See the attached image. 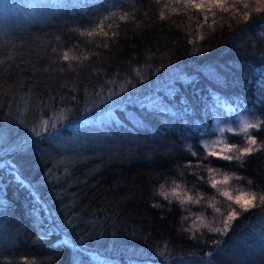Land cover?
<instances>
[{
	"label": "trees",
	"instance_id": "trees-1",
	"mask_svg": "<svg viewBox=\"0 0 264 264\" xmlns=\"http://www.w3.org/2000/svg\"><path fill=\"white\" fill-rule=\"evenodd\" d=\"M225 7L0 0V264H264L259 200L212 231L216 177L264 195V12Z\"/></svg>",
	"mask_w": 264,
	"mask_h": 264
},
{
	"label": "snow or ice",
	"instance_id": "snow-or-ice-1",
	"mask_svg": "<svg viewBox=\"0 0 264 264\" xmlns=\"http://www.w3.org/2000/svg\"><path fill=\"white\" fill-rule=\"evenodd\" d=\"M226 2H227V0H210V4L212 6H215L217 8H221L224 11L228 10L225 7ZM256 2L261 5V7L257 8L256 11L257 12H264V0H256ZM192 7L203 9V8H205V5L202 3L201 4H192ZM244 7L247 8L248 5L245 4ZM208 10L211 11V7H209ZM245 16H247V13H245ZM121 19H123V17H121ZM87 34L89 36H91L92 32H88ZM105 35H107V33H105ZM64 59L65 60L69 59L67 54L64 55ZM262 127H264V121H259L258 123H246L244 125L242 131L245 133H247L249 129H256L257 131H259ZM247 141H248V145H249L248 147L238 149L240 156L248 155L254 151L252 145H255L257 143L256 137L252 136V135H248ZM234 148H235V145L229 146L227 148V152H229V153L232 152ZM193 155H195V153H193ZM209 155L212 157L224 159L227 161H232L234 158L232 155H222L221 153H218L216 151H210ZM240 156H237L236 159H239ZM209 171H212V169H209ZM227 182H228V178L225 177L224 183H227ZM216 186H217V181L213 180L212 181V187L215 188ZM222 195L227 197L229 200H233V196L228 191H224L222 193ZM188 199L191 200L192 198L189 197ZM257 200H259L260 204L262 206H264V195H259L257 197L256 195L249 196L246 193H241L240 195H237L234 198L235 204L239 205V207L245 212L249 211L250 208L255 207L256 206L255 202ZM196 202L198 203L199 201H196ZM216 211L219 212V209H216ZM239 214L240 213H238L236 211V209H232L228 213L227 217L223 220V228L222 229L221 228H214V229H212V231H215V232H221L222 230L227 231V229L229 227V222L232 220H235Z\"/></svg>",
	"mask_w": 264,
	"mask_h": 264
},
{
	"label": "rangeland",
	"instance_id": "rangeland-1",
	"mask_svg": "<svg viewBox=\"0 0 264 264\" xmlns=\"http://www.w3.org/2000/svg\"><path fill=\"white\" fill-rule=\"evenodd\" d=\"M246 123H249L248 119H246V121H243V119H241L237 123V125L239 124V129H242ZM215 125H216V128H217L219 134H222L225 130L226 131H234V130H236V127H235L236 125H233L231 123H220L219 121H217ZM219 134H216L212 138L208 139L207 142L205 143L206 146L211 151H216L218 153H221L222 155H233L234 154L233 151L230 152V153L227 152V148L229 146H231V145L228 144V143H225L224 137H222ZM214 180L217 181V188H218V186H221L220 190H218L219 194H222L224 191H228L233 196V200H229L224 195H221L222 204L229 203V201H230V202H232L231 204L233 205V209L236 206H238L234 202V198L237 195H240L241 193H246L249 196L254 195L252 192H250L248 190H242V189H234V190H232L229 187H227V188L224 187V186L222 187L221 181L225 180V178H223V177H216ZM215 197L217 198V195ZM232 205H229L230 207L228 206V208H226L227 209L226 211L223 210L224 213H223L222 216H225L224 219L227 217L228 213L232 210ZM219 208H221V206H219ZM235 209L238 210V208H235Z\"/></svg>",
	"mask_w": 264,
	"mask_h": 264
}]
</instances>
